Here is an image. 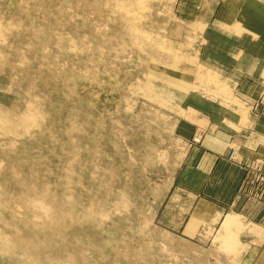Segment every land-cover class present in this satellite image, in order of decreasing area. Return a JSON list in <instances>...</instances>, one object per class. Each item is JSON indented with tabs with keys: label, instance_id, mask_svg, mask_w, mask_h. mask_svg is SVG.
Instances as JSON below:
<instances>
[{
	"label": "rangeland",
	"instance_id": "374dc122",
	"mask_svg": "<svg viewBox=\"0 0 264 264\" xmlns=\"http://www.w3.org/2000/svg\"><path fill=\"white\" fill-rule=\"evenodd\" d=\"M185 2L0 0V264H252L264 167L212 220L185 173L208 117L260 130L264 91L199 61Z\"/></svg>",
	"mask_w": 264,
	"mask_h": 264
},
{
	"label": "crops",
	"instance_id": "0c3cea01",
	"mask_svg": "<svg viewBox=\"0 0 264 264\" xmlns=\"http://www.w3.org/2000/svg\"><path fill=\"white\" fill-rule=\"evenodd\" d=\"M184 7L192 12L187 21L204 26L199 61L206 68L226 75L242 97L257 99L261 96L264 91V0H186ZM208 121L209 135L202 141L206 147L192 152L185 174L188 182L194 184L189 194L208 207L195 213L205 214L212 220L225 214L227 207L237 205L248 165L253 161L264 167V158H260L264 145L254 144L257 136L264 138V125L259 131L239 133L230 130L228 123L234 121L227 117L220 124L213 122L211 116ZM221 127L226 129L215 131ZM248 134L257 136L240 140V136ZM234 145L240 147L239 152H235L237 160L228 157ZM254 211L264 216V206ZM244 214L248 213L242 211L241 215ZM251 245L256 251L248 256H251L250 262L264 264V240H253Z\"/></svg>",
	"mask_w": 264,
	"mask_h": 264
},
{
	"label": "bare ground",
	"instance_id": "6f19581e",
	"mask_svg": "<svg viewBox=\"0 0 264 264\" xmlns=\"http://www.w3.org/2000/svg\"><path fill=\"white\" fill-rule=\"evenodd\" d=\"M238 218L236 216L230 215L228 214L225 218V220L223 221V224H225V226L227 228L233 227L235 224L238 223ZM245 229V228H244Z\"/></svg>",
	"mask_w": 264,
	"mask_h": 264
}]
</instances>
